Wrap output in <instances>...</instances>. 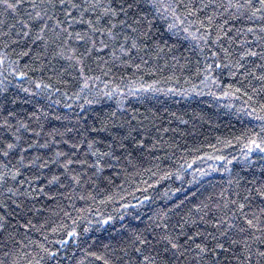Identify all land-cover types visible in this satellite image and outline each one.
I'll return each instance as SVG.
<instances>
[{
    "label": "snow or ice",
    "instance_id": "snow-or-ice-1",
    "mask_svg": "<svg viewBox=\"0 0 264 264\" xmlns=\"http://www.w3.org/2000/svg\"><path fill=\"white\" fill-rule=\"evenodd\" d=\"M166 36L177 38L176 43L168 44ZM180 41L193 46L187 50L195 52L194 75L201 87L167 92L209 89L215 95L214 87L223 97L241 100L238 111L259 121V131L248 129L234 139L245 141V155L264 153V0H0V264H264V166L259 174H236L226 185L186 192L145 219L137 217L140 224L115 243L91 245L79 239L78 221L87 218L77 201L96 204L99 198L106 205L123 199L113 189L134 184L137 176L182 180L191 165L165 171L160 165L171 157L153 154L181 147L164 139L176 129L165 127L162 115L150 109L77 114L74 122L67 114H55L51 119L69 123L49 127L50 114L42 107L21 115L5 106L16 103L7 98L9 77L27 80L30 87L21 90L32 96L62 95L66 108H72L67 99L99 103L101 94L90 85L128 69L135 76L148 67V75L155 76L170 68L166 80L178 85L177 68L183 71L192 63L185 58L181 64L174 54ZM22 58L29 61L23 67ZM29 73L41 75L33 79ZM45 73H50L47 82ZM120 80L129 94L164 91L155 86L160 81ZM121 85L102 95L111 98ZM73 88L78 90L69 96ZM217 143L230 141L217 137ZM140 182L146 185L143 192L155 186ZM195 182L193 177L189 184ZM162 198L171 196L166 191ZM152 199L144 195L138 202ZM113 219L108 215L96 223ZM70 240L76 251L69 250Z\"/></svg>",
    "mask_w": 264,
    "mask_h": 264
},
{
    "label": "trees",
    "instance_id": "trees-1",
    "mask_svg": "<svg viewBox=\"0 0 264 264\" xmlns=\"http://www.w3.org/2000/svg\"><path fill=\"white\" fill-rule=\"evenodd\" d=\"M165 39L168 40L170 45L176 43L177 40L175 37L169 39L167 36ZM192 47V44L188 41H180L175 49L174 54L181 58V64H184L185 58L192 61L183 71L177 68L176 76L180 80L178 85L175 84L174 80H166L172 74L170 68L157 72L155 76L148 75V67H145L142 72L136 73L135 76H133L134 69H128L127 71L116 72L115 77L111 75L108 77L101 76L100 81L93 82L90 85L93 92L98 91L101 95L97 97L99 103L91 105L85 104L83 99L78 101L67 99L66 102L71 104L72 108H66L64 106L65 97L62 95L54 93L50 97L46 95L32 96L21 90L22 87H30L27 80L21 81L18 78L9 77L7 98L9 100L15 99L16 103H7L5 106L10 110L19 112L21 115H26L42 107L50 114L49 127H59L61 124L69 123L68 120L56 121L51 119V116L55 114H67L72 117L74 122L77 114H105L120 110L132 114L134 112L145 113L146 110L150 109L162 115L165 127L170 126L176 129L175 132L170 131L164 134V139L171 140L181 145V147L166 146L163 150L155 151L153 154L163 157L164 153L167 152L171 157L170 159H164L160 165L165 171L174 173L180 165H184L186 168L187 165H191V168H187L186 172L181 173L183 179L178 180L175 175L170 179H160L159 176L152 179H149L148 175L137 176L134 184L125 183L122 188L113 189V191L119 192L123 199L118 196L115 202H109L106 205L99 204V198L96 204H91V202L85 204L77 201L76 207L86 209L82 215L87 218L78 221L77 231L81 233L79 237L81 241H87L88 244L96 246L109 242L115 243L132 227L140 224L137 217H140L141 220L145 219L146 216L151 215L152 210L166 205L170 206L177 199H182L184 193L195 191L197 188L226 185L227 181L236 174L240 176H250L253 172L259 174L261 167L264 166V153L254 150L251 154L245 155L247 153V149L244 147L245 141L234 139V137L241 136L248 129L259 131V121L238 111L242 105L241 100L223 97L221 91L214 87L211 88V92L215 95L210 94L209 89H204L200 94L192 91L167 92V89L171 87L190 89L192 84L201 87L199 79L194 75L196 71L195 52L187 50ZM11 59L16 60L17 58L13 55ZM28 62L27 58H22L19 64L23 67ZM158 63L162 66L164 61L160 60ZM29 75L35 79L41 74L29 73ZM47 75H50V73L44 74L45 82H47ZM95 75H100L99 71ZM121 76L124 77L125 84L129 80L139 79L140 77H143L145 85L160 81L155 86L164 89V91L129 94L128 89L121 85ZM185 80H189L190 83H185ZM105 81L108 82L107 88L105 87ZM227 83H229L228 79L223 78L222 84L226 85ZM118 85H121L119 93L111 98L102 95L105 91H114ZM56 86L61 88V92L65 91V86ZM139 86V83H137L133 87L135 89ZM77 90L75 88L71 89L69 96H71L72 91ZM82 95H87V93ZM88 98L92 97L89 96ZM0 100H3V97H0ZM56 100H60L61 103L56 104ZM78 105H83L87 112L82 113ZM170 113H175L176 116L187 120L188 124L180 123L172 118L169 115ZM169 120H171V125L168 123ZM217 137L221 140L230 141V144L225 146L217 143ZM210 144L215 145L216 150L209 147ZM193 148H199L200 150L198 152L186 151V149ZM173 153L175 155H172ZM216 156H223L226 159L218 160L214 158ZM151 159L152 157L149 156L148 161ZM148 161L145 162V166L151 167L152 165ZM193 177H195L196 182L189 184ZM142 180H148L149 184H155V186L148 188L147 192H143L142 190L146 185L140 182ZM116 183L120 184V179H117ZM176 189H182V191L176 192ZM166 191L169 192L171 199L162 198ZM144 195L151 196L153 199L150 202L139 203L138 201L144 200ZM125 204L132 207L125 209L122 207ZM89 207L91 208L90 212L87 211ZM108 215L113 216L114 219L103 225L96 223V221L107 219ZM72 217H77L75 211L72 212ZM88 221H91V224ZM66 222L71 223V221ZM86 226L90 228L88 233L83 232V228ZM68 248L70 251H76L74 240L69 241ZM77 255H79L78 252Z\"/></svg>",
    "mask_w": 264,
    "mask_h": 264
}]
</instances>
